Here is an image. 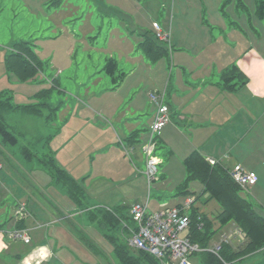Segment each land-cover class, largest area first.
I'll use <instances>...</instances> for the list:
<instances>
[{"label":"rangeland","instance_id":"374dc122","mask_svg":"<svg viewBox=\"0 0 264 264\" xmlns=\"http://www.w3.org/2000/svg\"><path fill=\"white\" fill-rule=\"evenodd\" d=\"M245 3L248 6L252 0ZM219 4L218 0H0V99L4 97L3 107L8 110L2 117L18 140L3 147L1 137L0 143L6 154L0 161V234L10 248L19 241L11 236L17 217L39 206L48 213L45 211V238L55 249V262L61 259L56 264H122L107 236L110 233L79 211L65 190L51 185L48 172L38 166V158H45L44 153L51 152L75 178L89 176L84 183L86 205L91 209H114L150 200L149 212H157L183 204L187 197L202 195L199 181L190 183L189 194H182L179 188L187 177L184 140L170 138L147 154L157 113L150 94L169 86L174 96L178 67L188 72L196 67L194 58L190 61L193 68L178 65L176 51L186 49L195 55L206 46L209 34L217 37L231 29L243 35L238 25L244 27L245 23L235 10L243 11L237 1L225 0L221 8ZM217 15L219 23L214 24ZM154 21L164 30L172 27L170 40L159 42L169 54L157 62L150 61L139 48L144 34L154 37ZM258 30L264 32V21ZM191 36L199 42L188 41ZM16 43L34 46L43 61L35 80L22 81L7 70L5 56ZM112 60L117 63L116 69L109 68ZM186 78L194 80L195 75L189 73ZM169 93L164 99L167 103ZM32 105L39 113L23 110ZM186 129L190 128H179L184 134L189 132ZM135 131L139 138L132 148L126 138ZM27 150L43 154L35 162L37 155L30 159ZM147 155L161 162L158 179L150 185ZM255 188L244 189L241 195L264 216L258 198L264 191L256 193ZM197 206L213 220V230L217 231L218 203L203 199ZM63 216L70 218L64 236L59 233L63 225L58 221ZM234 225L222 227L213 237L212 246L225 239L239 242L231 229ZM56 228L55 235L49 233ZM29 237L34 245L38 242L36 235ZM246 242L244 238L237 246L243 249ZM29 247L22 243L15 252H4L5 262L0 263L18 264L15 253H24ZM189 259L191 264H201L202 255Z\"/></svg>","mask_w":264,"mask_h":264},{"label":"crops","instance_id":"0c3cea01","mask_svg":"<svg viewBox=\"0 0 264 264\" xmlns=\"http://www.w3.org/2000/svg\"><path fill=\"white\" fill-rule=\"evenodd\" d=\"M218 2L221 8L225 0H218ZM248 6L246 4L244 8H241L243 13H240L238 9L235 10L246 26L245 28L238 25L239 29H243L241 32L243 35L235 34L231 29L228 34L225 32L217 37L209 34L206 35V46L195 55L186 49V52L182 49L176 51L175 58L178 65H192L193 68L195 63L196 67L190 72L186 68L178 67L179 79L174 86V96L170 95L169 86L159 90L166 94L167 89V94L169 93L170 96L168 104L171 105L175 115V120L162 130L161 140L166 144L170 138H180L184 140L182 147L186 156L197 150L206 158L221 162L227 169L241 165L247 171L256 174L258 182L253 187H256V193H261L264 191V32L259 33L258 28L263 26L264 20L257 14L256 0H252V4ZM220 8L216 9L220 10ZM218 21L217 15L212 23L218 24ZM247 27H249L248 31L251 28L254 33L251 31L247 33ZM167 28V30L162 28V31L169 36L170 40L172 27ZM153 32L155 34L154 28ZM189 37L184 36L187 39ZM196 39L197 37L191 36L188 41L199 42ZM192 58L196 60L194 63L190 62ZM233 64H236L248 77V83L237 91L225 90L218 82L223 70ZM189 73H192V76L195 75L194 80L186 78ZM181 125L190 128L186 129V132L189 131L187 134L180 132ZM182 180L184 181V178ZM206 197L203 199L205 200ZM190 198L195 199V197H187L185 202ZM258 198L264 206V194H260ZM45 211L47 213L43 207L35 206L32 212L28 210L25 216H18L14 222L13 229L23 230L28 236L31 234L37 236L38 242L35 245L31 238L28 244L19 240L10 248L0 234L1 262H5L3 257H6L7 253L4 254V252L11 250L15 252L17 245L22 243L31 247L24 253H22L23 250L15 253V257L10 254L18 260V264H56L61 260L58 257L59 259L55 262V249L48 245L45 238L44 230L48 229ZM67 219H70L69 216H63L58 220L63 225L59 230L63 236L70 227ZM18 227L21 228L18 229ZM231 229L233 234L238 235L240 241H231L229 244L235 250H239L242 247L237 245L244 240L243 235L235 225ZM57 231L56 228L49 233L55 235ZM263 259L264 248L241 257L233 263L247 261L244 264H264Z\"/></svg>","mask_w":264,"mask_h":264},{"label":"trees","instance_id":"16d2710c","mask_svg":"<svg viewBox=\"0 0 264 264\" xmlns=\"http://www.w3.org/2000/svg\"><path fill=\"white\" fill-rule=\"evenodd\" d=\"M236 1L238 7H245V0ZM256 4L257 14L260 19L264 20V0H256ZM153 35L155 38L148 34H144L143 41L139 43V48L150 61L157 62L162 57H167L169 51L159 43L161 41L156 37V34ZM5 63L7 70L14 73L18 79L22 81L35 80L44 67V63L39 58L34 46L31 47L28 43L14 44L10 52L5 56ZM109 68L116 69L117 63L112 60L109 64ZM218 82L225 90L237 91L248 83V77L236 64H233L223 70ZM165 92L167 94V89ZM154 93L162 94L160 91ZM4 101V97H2L0 99V143L2 142L1 137H3L5 141V144L2 143L3 147H7L8 142H10L11 145H15L18 140L8 131L9 127L6 121H4V117H2L4 116L3 112L8 111L7 107H3L5 103ZM164 104L169 110V121L157 132L153 131L152 125L151 133H149V145L153 146L155 151L160 143H162V130L175 120L171 105L167 102ZM9 105L10 104L7 102L6 106ZM23 110L32 113H39V110L36 109L35 105L24 106ZM157 114L158 107L156 116ZM138 138V132L135 131L131 136L126 138V141L132 148H134L135 144L138 142ZM2 148H0L1 162V156H6ZM39 154L43 153L27 150V155L30 159H33L34 155H37L36 158L33 159L35 162L39 157ZM44 156L45 158H38V166L48 172L51 178V185L59 186L65 190L67 197L76 205L79 211L87 213L92 223H98L99 227H104L110 233V235L107 236L112 241L114 251L122 264H161V262L153 255L130 246L129 241L133 233L138 232L140 229L139 222L136 221L132 215V209L135 204L131 206H118L114 209H91L86 205L87 197L84 183L89 176L77 180L68 171L61 167L51 152L44 153ZM149 159L150 157L147 155V164ZM160 163L161 162L159 161L158 166ZM158 166L155 179L151 183L156 182L158 179ZM184 166L187 171V177L179 187L181 193H190L189 185L192 181H199L203 185L202 195L195 197V199L190 198L192 204L187 211L191 220L189 237L194 245H198L200 249H202L193 255H202L201 264H232L241 257L250 255L251 253L264 248V216L260 215L253 208V205L242 197L241 191L243 188H241L230 177V169L224 167L221 162L215 161L213 163L197 150L193 151L184 159ZM148 183L149 185L151 184L149 179ZM205 196H207V202L216 201L221 208L215 216V220L220 225V228L217 229V231L213 230V220L196 205L197 202L203 200V197ZM149 201L147 203L136 204L147 206L148 214H154L161 211L149 212ZM184 204L177 206L180 207ZM230 223H234L240 230L243 238H246V245L241 250H235L232 245L229 244V240L225 239L222 243L217 245L220 246L218 251H212L215 248L211 244L213 237H215L216 233H218L222 227H225ZM1 226L2 225H0V227ZM20 228L21 227H18V229Z\"/></svg>","mask_w":264,"mask_h":264},{"label":"built area","instance_id":"2783aa9c","mask_svg":"<svg viewBox=\"0 0 264 264\" xmlns=\"http://www.w3.org/2000/svg\"><path fill=\"white\" fill-rule=\"evenodd\" d=\"M153 27L160 41H169V36L163 33L160 24L154 22ZM150 98L158 107V114L152 126L153 131L157 132L169 121V110L164 104V93H151ZM153 150L154 147L149 145L146 149L147 154L150 155ZM158 164L159 160L155 157L148 161L147 176L150 183L155 179ZM230 177L243 190L255 186L258 182L256 174L247 171L241 165L230 169ZM191 204L192 200L188 199L183 206L168 208L154 214L147 213V206L135 204L132 215L139 222L140 229L133 233L129 241L130 246L153 255L161 264H191L189 258L202 250L198 245H194L189 237L191 220L187 211ZM11 236L16 240L30 243V237L23 230L14 231ZM219 249L220 246H215L212 251L216 252Z\"/></svg>","mask_w":264,"mask_h":264}]
</instances>
